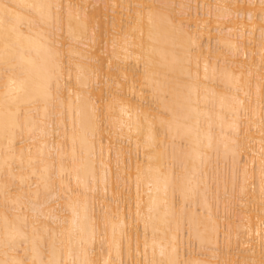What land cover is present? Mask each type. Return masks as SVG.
<instances>
[{"label":"bare ground","instance_id":"6f19581e","mask_svg":"<svg viewBox=\"0 0 264 264\" xmlns=\"http://www.w3.org/2000/svg\"><path fill=\"white\" fill-rule=\"evenodd\" d=\"M0 264H264V0H0Z\"/></svg>","mask_w":264,"mask_h":264},{"label":"rangeland","instance_id":"374dc122","mask_svg":"<svg viewBox=\"0 0 264 264\" xmlns=\"http://www.w3.org/2000/svg\"><path fill=\"white\" fill-rule=\"evenodd\" d=\"M194 247V246H193Z\"/></svg>","mask_w":264,"mask_h":264}]
</instances>
